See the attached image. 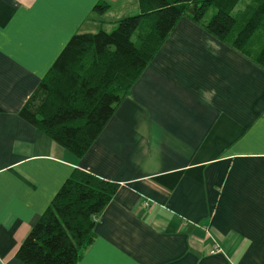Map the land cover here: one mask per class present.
Returning <instances> with one entry per match:
<instances>
[{
	"label": "crops",
	"instance_id": "crops-1",
	"mask_svg": "<svg viewBox=\"0 0 264 264\" xmlns=\"http://www.w3.org/2000/svg\"><path fill=\"white\" fill-rule=\"evenodd\" d=\"M120 1L132 9L111 26L136 0H0V264H22L75 169L118 185L77 264H264V69L188 18L83 157L18 116L70 37Z\"/></svg>",
	"mask_w": 264,
	"mask_h": 264
},
{
	"label": "trees",
	"instance_id": "trees-1",
	"mask_svg": "<svg viewBox=\"0 0 264 264\" xmlns=\"http://www.w3.org/2000/svg\"><path fill=\"white\" fill-rule=\"evenodd\" d=\"M111 32L74 34L18 112L53 142L83 157L176 23L186 17L264 69V0H136ZM105 3L93 7L99 15ZM213 10L209 20L206 14ZM118 185L73 170L20 244L22 264H77Z\"/></svg>",
	"mask_w": 264,
	"mask_h": 264
},
{
	"label": "rangeland",
	"instance_id": "rangeland-1",
	"mask_svg": "<svg viewBox=\"0 0 264 264\" xmlns=\"http://www.w3.org/2000/svg\"><path fill=\"white\" fill-rule=\"evenodd\" d=\"M246 1L247 0H240V2L238 3V5H236V7H235V9H234V15L235 14H237L238 12H240L243 8H244V6H245V4H246ZM121 2V1H120ZM118 3V5L117 6H114V7H112V13L110 14H108L107 15V17H103L102 19H101V22H99V23H97V24H94V23H92V24H94V26H92L91 28H92V30H90L91 32L90 33H97L100 29H102L103 31H106L107 33L108 32H111L114 28H115V26H116V23L114 24V25H112L111 26V23H112V21L114 20V18L116 17L115 16V13H117L118 12V10H120V9H124L125 8V10H126V13H130V11H131V9H132V4L131 3H128V4H126V2H121V3ZM125 5H126V7H125ZM121 10V11H122ZM125 10H123V11H125ZM212 13H213V10H210L207 14H206V16H205V20L207 21V20H209V17H211V15H212ZM129 15V14H128ZM103 23V24H102ZM90 24V23H89ZM102 24V25H101Z\"/></svg>",
	"mask_w": 264,
	"mask_h": 264
},
{
	"label": "built area",
	"instance_id": "built-area-1",
	"mask_svg": "<svg viewBox=\"0 0 264 264\" xmlns=\"http://www.w3.org/2000/svg\"><path fill=\"white\" fill-rule=\"evenodd\" d=\"M96 220H97V219H96V218H94V222H96Z\"/></svg>",
	"mask_w": 264,
	"mask_h": 264
}]
</instances>
